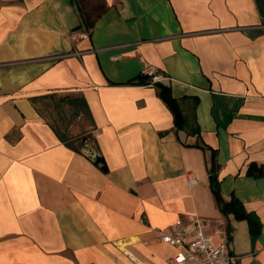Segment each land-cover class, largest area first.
I'll list each match as a JSON object with an SVG mask.
<instances>
[{
  "label": "crops",
  "instance_id": "crops-1",
  "mask_svg": "<svg viewBox=\"0 0 264 264\" xmlns=\"http://www.w3.org/2000/svg\"><path fill=\"white\" fill-rule=\"evenodd\" d=\"M99 2L89 28L79 0H0V264H170L189 216L264 264V0ZM54 96L88 115L74 144Z\"/></svg>",
  "mask_w": 264,
  "mask_h": 264
},
{
  "label": "built area",
  "instance_id": "built-area-1",
  "mask_svg": "<svg viewBox=\"0 0 264 264\" xmlns=\"http://www.w3.org/2000/svg\"><path fill=\"white\" fill-rule=\"evenodd\" d=\"M80 36L86 38L88 34L84 32ZM147 73L155 81L163 79L152 66L147 69ZM194 182L195 178L189 179V184ZM207 226L205 219L189 216L187 219L177 220L170 232L160 231L162 241L179 248L170 264H233L234 259L227 244L215 245L206 233Z\"/></svg>",
  "mask_w": 264,
  "mask_h": 264
},
{
  "label": "rangeland",
  "instance_id": "rangeland-1",
  "mask_svg": "<svg viewBox=\"0 0 264 264\" xmlns=\"http://www.w3.org/2000/svg\"><path fill=\"white\" fill-rule=\"evenodd\" d=\"M99 3V0H84V4L89 7ZM59 98L60 97L54 96L52 99L48 98L47 101H42L40 109L48 121L74 144V140L71 139L83 135L85 128L82 127V123L85 125L90 124V120H88V115L86 113H84V119H79L77 110L74 107L67 108L63 102L59 101ZM75 133L77 134L75 135ZM80 138L78 137L79 140ZM79 143L80 142H78L77 145H79Z\"/></svg>",
  "mask_w": 264,
  "mask_h": 264
},
{
  "label": "trees",
  "instance_id": "trees-1",
  "mask_svg": "<svg viewBox=\"0 0 264 264\" xmlns=\"http://www.w3.org/2000/svg\"><path fill=\"white\" fill-rule=\"evenodd\" d=\"M79 3L82 7V10H83V13L85 16L86 25L89 28H93L95 23H96V20L104 12L105 7L103 6V4H100V3L96 4L92 7H89V6H86L84 4V0H79ZM165 100L175 114V125L180 127V125H181L180 121H183V118L181 117L180 113L178 112L175 100L172 97H170V98L165 97ZM58 133H59V136L61 137V139L65 142H67V140H68L67 137L64 136L62 133H60L59 131H58ZM212 185H213V190H214L215 196L217 198V201L220 202L221 196H220L219 186H218V182L214 178H212Z\"/></svg>",
  "mask_w": 264,
  "mask_h": 264
},
{
  "label": "water",
  "instance_id": "water-1",
  "mask_svg": "<svg viewBox=\"0 0 264 264\" xmlns=\"http://www.w3.org/2000/svg\"><path fill=\"white\" fill-rule=\"evenodd\" d=\"M87 140H88L87 137H84L81 140V143L84 145V149L91 154V156H92L93 160L96 162V164H98L103 169H105L106 168V165H105V160H104L102 154L100 152H96L90 146H87L86 145Z\"/></svg>",
  "mask_w": 264,
  "mask_h": 264
}]
</instances>
